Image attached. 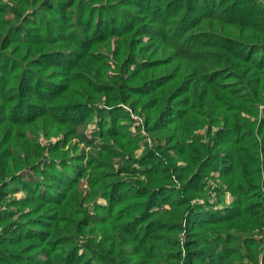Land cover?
<instances>
[{
  "label": "trees",
  "instance_id": "16d2710c",
  "mask_svg": "<svg viewBox=\"0 0 264 264\" xmlns=\"http://www.w3.org/2000/svg\"><path fill=\"white\" fill-rule=\"evenodd\" d=\"M0 264H264V0H0Z\"/></svg>",
  "mask_w": 264,
  "mask_h": 264
},
{
  "label": "rangeland",
  "instance_id": "374dc122",
  "mask_svg": "<svg viewBox=\"0 0 264 264\" xmlns=\"http://www.w3.org/2000/svg\"><path fill=\"white\" fill-rule=\"evenodd\" d=\"M130 111H131V113H132V115H133V117H134V119H135V121H136V123H138L139 125L142 123V121H143V116L142 115H140V113L139 112H135L134 113V111H132L128 106H126ZM93 126V125H92ZM90 128H92V127H90ZM41 139H42V141L43 142H45L46 141V136H44V135H42L41 136ZM228 197H229V195H228ZM230 198V197H229ZM199 199V202H203V198L202 197H200V198H198Z\"/></svg>",
  "mask_w": 264,
  "mask_h": 264
}]
</instances>
